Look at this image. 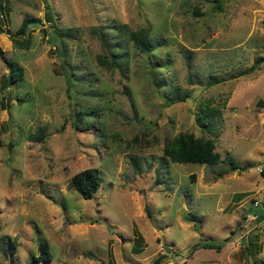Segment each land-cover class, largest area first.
I'll return each mask as SVG.
<instances>
[{
  "label": "rangeland",
  "instance_id": "rangeland-1",
  "mask_svg": "<svg viewBox=\"0 0 264 264\" xmlns=\"http://www.w3.org/2000/svg\"><path fill=\"white\" fill-rule=\"evenodd\" d=\"M8 60L23 78L4 87ZM179 132L219 161H167ZM0 141V264H264V0H0ZM88 167L83 199L69 178Z\"/></svg>",
  "mask_w": 264,
  "mask_h": 264
},
{
  "label": "trees",
  "instance_id": "trees-1",
  "mask_svg": "<svg viewBox=\"0 0 264 264\" xmlns=\"http://www.w3.org/2000/svg\"><path fill=\"white\" fill-rule=\"evenodd\" d=\"M47 12L44 15V21L49 22L51 27L58 29L52 23V15L49 12V6L46 5ZM41 20L37 17H25L23 18L16 31L13 35H25L26 28L29 23H39ZM148 28L140 27L135 30L128 31V39L132 41L134 47L139 52H146L151 47V41L148 37ZM68 34V30L65 32ZM14 45L18 47L27 46L28 40L12 38ZM104 44L109 48L106 50V53L97 56V60L100 65L104 67H115L119 65V62L122 59V55L118 51L116 44H113L109 39H103ZM108 58V59H107ZM8 73L3 80L4 87H8L11 83L19 81L23 78V68L14 60L7 61ZM67 74L65 73V79L67 80ZM209 110L201 111V113L206 115ZM43 136L42 128L38 129L37 133L28 134L27 138L31 141L40 140ZM2 145L0 141V146ZM10 145V144H9ZM162 155L167 159V161L173 163H197V164H207L212 165L219 161V154L214 150V141L210 137H195L192 133L189 132H179L169 140H167L162 146ZM230 169H236L237 166L230 160H227ZM264 168V166H263ZM262 178H264V173L260 172ZM100 183V177L98 169L95 167L84 168L69 178V185L79 194L83 199H89L93 196L97 190ZM261 209V211H258ZM257 217L262 218L264 216V206L258 207ZM194 215L191 214L188 218L189 221H192ZM193 250L197 248H209L215 249L216 251L220 249V245L209 243V242H197L192 245ZM38 254L36 256H30L31 261H49L51 259V254L48 251V245L45 241H39L37 243ZM134 250L137 251L136 248ZM135 251V252H136Z\"/></svg>",
  "mask_w": 264,
  "mask_h": 264
},
{
  "label": "built area",
  "instance_id": "built-area-1",
  "mask_svg": "<svg viewBox=\"0 0 264 264\" xmlns=\"http://www.w3.org/2000/svg\"><path fill=\"white\" fill-rule=\"evenodd\" d=\"M258 172H259V173H260V172L264 173V168H263V167L259 168V169H258ZM263 206H264L263 204H261L260 206H258V204H257V205H254V207H263Z\"/></svg>",
  "mask_w": 264,
  "mask_h": 264
},
{
  "label": "water",
  "instance_id": "water-1",
  "mask_svg": "<svg viewBox=\"0 0 264 264\" xmlns=\"http://www.w3.org/2000/svg\"><path fill=\"white\" fill-rule=\"evenodd\" d=\"M264 231V230H263Z\"/></svg>",
  "mask_w": 264,
  "mask_h": 264
}]
</instances>
